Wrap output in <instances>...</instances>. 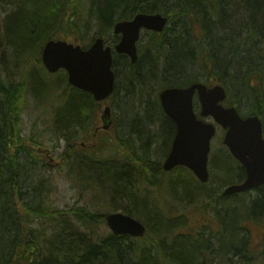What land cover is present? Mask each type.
I'll return each instance as SVG.
<instances>
[{
    "label": "trees",
    "instance_id": "obj_1",
    "mask_svg": "<svg viewBox=\"0 0 264 264\" xmlns=\"http://www.w3.org/2000/svg\"><path fill=\"white\" fill-rule=\"evenodd\" d=\"M83 3L0 0L2 54L17 60L22 53L25 57L18 60L26 61L39 74L29 70L27 86L25 82H7L0 74V264H230L233 260L249 264L246 223L260 220L264 214V185L252 192L220 195L222 186L245 177L244 169L222 144L221 137L220 145L210 151V179L202 184L183 166L164 172L161 162L148 158L147 144L140 147L143 153H138L133 135L142 140L147 133L148 138L156 139L158 133L152 135L150 127L159 123L160 136L167 138L166 155L175 125L164 114L158 93L165 87H182L199 80L222 84L227 94L225 105L234 106L242 116L258 115L264 123V0ZM139 11L162 13L168 17L169 26L162 33H151L140 40L136 63L114 55L117 81L109 99L122 101L120 93L124 91L125 105L133 109L134 100L137 111H133L127 134L113 137L116 153L120 155V151L123 158L122 164H113L103 156L109 144L107 134L95 132L103 102L71 87L63 70L55 83L65 86H53L52 75L43 68L38 50L50 38L87 46L91 42L89 30L109 37L115 19L130 18ZM122 58L126 63L120 66ZM26 90L38 100L55 93V133L67 143L59 162L85 191L96 187L106 191L111 200L125 201L123 212L146 226L142 238L102 231L104 214L85 205L51 208L41 193V179L35 178L36 186L35 182L29 184L31 180L27 183L22 174L26 169L23 162L34 169L38 164L45 165L51 154L34 137L25 139L20 134V106ZM165 175L169 177L161 178ZM25 184L33 191L40 190L35 205L22 197ZM145 185L181 203H203L214 214L216 230L201 234L176 230L174 224L180 218H168L174 210L166 200L163 204L162 195L159 206L158 199L149 202L137 195L136 190ZM160 206L163 209L158 210ZM111 207L115 211L116 205ZM31 213L46 219L32 226L26 217ZM183 218L189 219L185 214Z\"/></svg>",
    "mask_w": 264,
    "mask_h": 264
},
{
    "label": "water",
    "instance_id": "obj_2",
    "mask_svg": "<svg viewBox=\"0 0 264 264\" xmlns=\"http://www.w3.org/2000/svg\"><path fill=\"white\" fill-rule=\"evenodd\" d=\"M166 20L160 13H138L130 20L115 23L114 33L121 36L115 51L126 54L131 62H135L140 29L161 31ZM41 60L51 73L64 69L69 84L90 93L95 101H102L113 92L112 52L101 38H96L86 49L64 40H49L43 48ZM158 96L164 114L176 130L162 164L163 170L185 166L201 182H207L211 139L216 126H219L225 131L223 144L243 165L246 173L243 182L227 186L222 195H233L264 185L263 124L258 115L243 117L234 106L223 105L226 91L220 84L206 86L196 82L185 87H167ZM195 96L200 106L199 115L193 106ZM207 117L213 121L203 119ZM101 119L102 127L108 129L112 124L109 106H105ZM105 222L115 235L142 237L146 231L142 222L120 211L106 214Z\"/></svg>",
    "mask_w": 264,
    "mask_h": 264
},
{
    "label": "rangeland",
    "instance_id": "obj_3",
    "mask_svg": "<svg viewBox=\"0 0 264 264\" xmlns=\"http://www.w3.org/2000/svg\"><path fill=\"white\" fill-rule=\"evenodd\" d=\"M83 2V4L86 5L87 0H83ZM0 10L1 19L3 10L2 6L0 7ZM88 32L92 34L91 30H89ZM2 50L3 48L0 50V74L2 75L3 80H6L7 82L13 84H17L16 82L19 76H21V74L26 76L28 71H31V69L29 68L28 64H26V61L25 63H22V60H18V58L20 57H18L17 60H14L11 57L9 58V56L6 55L4 57V54H2ZM57 77L58 72L52 74L51 76L50 81L54 84L53 86H59V88L60 86H65L63 83H55ZM27 82H25V86H27ZM120 94L122 96V101L118 100L117 98V101H115L114 103L113 100L108 98L101 105V109H103L105 105H109L111 107L113 124L109 130L103 132V135L107 134V139L109 140V144H106L105 146L106 151H104L103 156L106 161H112L111 163L113 164H122L123 161V158L120 156L122 153L120 151V155L116 153V142L113 137L115 135H119L122 137L124 136V134H127L128 128L133 122L132 114L137 111V108L134 105L135 101H131V103H133V109H128L130 105H125L124 103L125 99L123 95L125 94V92L122 91ZM120 104L123 106L122 108ZM57 106L58 103L55 101V93L50 92L43 98V100L35 99L32 94H28L27 90L22 96V102L20 106V134L25 139H32L34 137L37 141L41 143L42 147H45L50 150L52 158V161L47 159L45 165L38 164L36 165L37 167L34 169H30V167H28L27 161L23 162V165L25 166L24 168L26 169L22 170V174H25L24 177L26 178V181L31 180L29 182V184L31 185L32 182L34 183L36 179L38 181L41 179V186H43L41 193L45 198L46 205L51 208L69 209L72 206L85 205L93 211L107 214L113 212L111 206L116 205L115 210L122 211L125 201L111 200V196L106 191L102 189H97L96 187L85 191L83 189L84 187H82L78 182L76 183V181L66 173V167L63 162H59L61 154H63L66 150L67 143L65 140H62L61 137H58L55 133L54 121L55 108H57ZM99 114L97 117L98 122L96 126L99 125ZM207 120L212 121L210 118H207ZM161 129L162 126L159 123H156L154 127H150L152 135L154 133H158V137H156V139L155 137L148 138L147 133H145L142 140L137 138L139 137L138 135H133V138L136 139L135 147L136 149H138V153H143L140 147L142 145L144 146L145 144H147V147H144L148 148L149 153L147 156L152 162L159 161L162 163L165 159L167 138H165V135L164 138L160 136L159 133ZM220 137L221 131L220 129H218L215 138L211 142L212 148H215L220 145ZM166 177L169 176H161V178L164 179ZM37 182L34 183L35 186ZM25 185L26 186L23 187L25 189L22 197L25 201L33 203V205H35L34 201H36L40 196V190L38 188L37 190L33 191L28 187V184ZM140 188V190H136L137 195L141 198L148 199L149 202L152 199H158V206L161 204V201H159V199L162 195L163 204L167 201L169 207L174 210V212L171 213L168 218H170L171 220L180 218V222L178 224H174L176 226L173 225L174 227H176V230L185 231L191 234H197L198 232H200L201 234L202 232L206 233L210 230H216L217 226L214 214L210 211L209 208L204 207L205 205L203 203L196 202L195 200L191 203H181L178 200L176 201L175 199H173L170 194L167 195L166 192L160 191L154 186L145 185V187L140 186ZM160 209H163L162 206H160L158 210ZM184 214L189 217L188 221H186V218H183ZM26 217L31 222L32 226H37L38 224H41L44 219H46L35 213H31L28 216L26 215ZM246 226L250 234V254L248 258V260L250 259L249 264H264V214L261 216L260 220L247 221ZM100 227L102 231H106V229L108 230L105 224H102ZM209 233H207V235ZM230 264L241 263H238V261L233 260L232 262H230Z\"/></svg>",
    "mask_w": 264,
    "mask_h": 264
},
{
    "label": "bare ground",
    "instance_id": "obj_4",
    "mask_svg": "<svg viewBox=\"0 0 264 264\" xmlns=\"http://www.w3.org/2000/svg\"><path fill=\"white\" fill-rule=\"evenodd\" d=\"M138 13L155 14V13H149V12L139 11V12L134 13L131 17H133L134 15H136V14H138ZM131 17H130V18H131ZM165 17H166V16H165ZM166 18H167L166 23H165V25H164V27H163V29H162L161 31H156V30H153V29H145L144 27H142V28L140 29V31H139V38H138V40L142 39L143 37H148V35H150L151 33H162V32L165 30V28H166L167 26H169V19H168V17H166ZM126 19H127V18H126ZM119 20H120V18H117V19H115V20L112 22L111 26L109 27V31H110V33H114L115 23H118ZM229 31H230V30H229ZM88 34H89V39H90L91 41H94L96 38L104 39V38L106 37V35H104V34H102V33H100V34L92 33V34H91V33L88 32ZM49 40H64V41L69 42V40L62 39V38H50V39L46 40V41L44 42V44L42 45L41 49L38 50V51H39V57H42V51H43V48H44L46 42L49 41ZM138 40H137V41H138ZM246 47H250V43H246ZM137 49H138V45H137ZM111 52H112V51H111ZM138 53H139V52H138ZM138 53H137V59H136L135 62H131L130 57H128L127 55L120 54V55H118V56L125 57V58L128 59V61H129L130 63L134 64V63H136L137 60H138V57H139V54H138ZM25 54H26V57H28V52H27V51L25 52ZM19 57L21 58V57H25V56H23L22 53H21V54H19ZM117 59H118V58H117ZM112 61H115V56L113 57ZM124 62H125V59L122 58V61H120V62L118 63V65L122 66V65L124 64ZM125 63H126V62H125ZM116 71H117V69L113 70V74H114V86H115V82L117 81V72H116ZM28 72H29V71H28ZM30 72H32V73L34 72V73H36V75L38 74L37 70H35V69H32ZM38 75H39V74H38ZM29 76H30V75H29L28 73H27L26 76H24L23 74H21V76H19V78H18V80H17L16 83H17V84H21V83H23L24 81L27 82V81L29 80ZM70 86H72V85L70 84Z\"/></svg>",
    "mask_w": 264,
    "mask_h": 264
},
{
    "label": "flooded vegetation",
    "instance_id": "obj_5",
    "mask_svg": "<svg viewBox=\"0 0 264 264\" xmlns=\"http://www.w3.org/2000/svg\"><path fill=\"white\" fill-rule=\"evenodd\" d=\"M116 36H117V37H116ZM114 38L119 40L120 36H119V35H115ZM118 40H117V41H118ZM111 126H112V125H111ZM96 128H97V127H96ZM96 128H95V129H96ZM96 130H97V129H96ZM98 131H101V130H97V132H98ZM263 131H264V126H263ZM81 144L83 145V143H81ZM242 168H243V167H242ZM243 169H244V168H243ZM220 191H222V190H220ZM219 193H220V192H219ZM157 215H158V214H157Z\"/></svg>",
    "mask_w": 264,
    "mask_h": 264
}]
</instances>
